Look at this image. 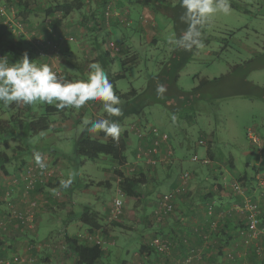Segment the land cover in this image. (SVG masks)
I'll list each match as a JSON object with an SVG mask.
<instances>
[{"label": "rangeland", "instance_id": "obj_1", "mask_svg": "<svg viewBox=\"0 0 264 264\" xmlns=\"http://www.w3.org/2000/svg\"><path fill=\"white\" fill-rule=\"evenodd\" d=\"M0 1V4L4 6L6 16L14 23L13 28H11V33H13L11 37L15 34L23 33L25 40H22L20 48L24 50V53H27L30 61L37 64L46 63L51 67L55 66L70 81L86 79L91 70V64L98 63L109 76L117 74L125 76L115 81L116 88L122 92L135 88L138 93H141L143 89L150 86L149 83H163L161 81L163 77L161 75L160 78V73L171 50L169 49L168 41L161 39L165 38L167 40L170 37H176V35L172 22L168 17L155 12L157 7L154 5H147V10H137V12L131 13L128 17V14H126L127 7L120 6L117 2L111 0L107 7L110 17L117 16L116 18L122 21H120L119 26H111L109 28V25L105 24L104 28L101 29V34L109 32L105 38L106 42L102 46L103 49L109 50V53L105 54L106 58L104 61L106 66H104L100 58V53L103 51L94 49L92 43L94 34H96V32H92L94 29L75 28L78 31L74 35L71 32L76 30L57 33L49 32L50 37L44 36L46 32L44 29L42 31L38 29L28 30L27 32V23L23 24V19L16 13H10L4 0ZM130 1L129 3L126 0L125 3L131 4L133 2V0ZM177 1L162 0V3H175ZM251 1H254V8L260 3V0ZM249 2L250 0H229L230 13L227 15L223 13L214 14L208 19L210 22L207 21V25L204 27L202 34L211 38V47L216 48L215 39L222 36L223 43L221 46L228 42V46H231L232 50L228 47V50L220 52V58L204 55L203 53L193 56L184 65L185 67L182 70L180 69L175 88L171 87L174 86V84H171L170 87L165 88L162 92V102L147 104L144 108L132 109L131 112L119 117L122 128L128 131L129 152L125 164L119 165L110 160L109 157L104 156L94 160H84L75 153V140L81 133L82 121L84 119L107 118L103 105L96 102H88L79 111L70 109L73 116L66 119L63 118L60 112H55L52 116L51 128L30 136L29 139L31 141L27 140V147L19 137L13 138L9 136L6 139V144H4L3 139H0V151L6 152L11 157L8 166H12L14 162H17L19 160L18 157L26 161L35 160L34 154L38 153L41 158H44L55 168V184L58 182L57 176L60 181L69 177L72 179V184L69 188L64 189L61 186L51 187L49 191L52 192L53 198L40 197L39 200V208H45L44 220L50 224L52 221L58 220V222L56 221L58 225L54 226L59 229H55L57 235L49 237L42 242L46 247L39 248V244H37L36 251H33L40 252V255L35 254L33 251L31 254L19 252L21 255L31 256L39 264H48L42 258L45 254L54 255V264H75V257L73 252L68 249L65 238L67 235H77L80 240H88L86 236L89 231L85 226H82L78 216L79 211L87 208L97 214L99 224L107 230L106 235H101L100 229L91 233L93 236L92 240H88L90 242L98 241L105 249V254L98 261V264H151L150 261L153 260L154 256L147 254L145 251L140 252V247L142 244L147 243L144 237L145 230L160 229L164 225L167 216L170 215L166 214L163 216L162 214L157 218L154 213V210H157L158 207L159 197L170 189L166 184L163 186L158 183L166 170L162 164L166 161H161L163 157L154 166L147 164L144 158L138 157L140 151H144L149 147H145L143 144L141 146L140 140L146 139L150 128L155 127L165 132H177L176 140L172 142L174 154L169 158V164L173 162L174 174L178 169H186L192 166L194 161H200V157L203 156L204 148L202 145L204 144L197 145L199 137L215 135L220 148L223 151H229L238 147L239 144L247 143L245 129L255 126L252 124H257V131L261 135L259 142H262V137L264 136V101L257 97L250 98L258 94L259 90L252 89L254 86L257 85L264 88V68L253 69L246 73L243 78L241 77L242 73L231 72L228 75L224 74V77L217 82H211L205 87L207 91L204 93L205 101L203 105H201L202 103L200 104L201 107L196 106V100H194L196 98H191L195 95L194 92L191 97L186 93H182V90L189 91L190 88H193V74L198 73L200 77L207 76L209 79H213L214 76L221 77L219 76L220 73L228 72L225 68L227 64L234 62L242 64L252 58L254 59L249 62L251 63L249 65L264 63V51L255 55L259 56L256 58L251 52L240 50L238 45V42L243 41L245 37L251 42L252 40L264 41V19H261L259 15H255L256 9L248 6ZM85 3L88 5V8L87 6L84 7L85 16L82 18V13L73 12L70 18H75V21L79 20L80 22L85 20V23L89 24L91 28L95 20H93L90 13L96 10L97 14L101 8L98 6L99 0H85ZM245 10L246 12H244ZM97 21L100 26V17L97 18ZM17 23L20 24L19 27H17ZM143 24L145 27H141ZM229 30H234L235 32L232 34L229 33ZM256 30L258 31L256 32ZM69 35L73 36V40ZM11 39L15 41V39ZM98 40H100V34L98 35ZM109 40L119 44L118 51H115L118 49L116 45H114V50L108 48ZM48 42H50V45L45 46ZM200 48L203 49V46H200ZM3 57H6V53H4ZM20 58L21 56L16 57L14 59L15 62ZM121 60H126L124 67L120 63ZM250 84H252V87H250ZM249 88H251V92H255V95L234 94L237 89L248 90ZM144 95L146 101L155 97L151 92L150 94L144 93ZM185 95L188 97L184 99ZM122 103L124 102L120 104ZM40 104H34L37 108L35 110L36 113H40ZM25 107L26 105L24 104L13 103L10 107L11 109L7 111L6 106H0V122L8 120L11 115L15 116L18 114L20 117L23 116ZM204 114L207 116H204ZM78 117L80 122L76 124L75 118ZM186 135L191 144L189 149L182 148L179 144V142H185L184 138ZM93 136L97 137V135ZM195 141L196 145H194ZM20 148L22 149L20 150ZM136 150L137 152L134 153ZM193 151H195V154H193ZM192 155H197L198 159L192 162ZM181 156H184L183 161L174 159V157ZM223 159L226 161V156ZM237 160L240 162L238 158ZM178 163L182 164L178 165ZM241 167L242 164L238 163V168ZM119 172L128 176H138L140 172H143L146 173L147 178L145 183L137 187L141 197L128 196L124 193L121 213L117 217L110 218L108 212L109 204L119 186ZM184 172L190 174L187 170ZM184 172L182 171L181 174ZM189 180L184 184V188L188 185ZM235 181V178L229 179L230 184L224 186L229 185L231 188V184ZM55 192H59V196H56ZM183 192L181 191L180 194L182 195ZM63 197L64 200H62ZM222 215L219 213V218L210 223V229L213 230L215 228L214 233L220 230V226L217 227V221ZM62 222L66 223L65 228H63ZM35 223L39 230L38 222L36 221ZM68 225L69 227H67ZM46 227H48L47 223H45L44 227H40L41 231L46 232ZM204 235H208V233H204ZM241 237L244 238L245 244L254 239L250 236ZM214 240L215 237L208 238L207 236L201 241L202 245L196 247V249H202L204 254L208 256V259H206L207 264L209 262L213 263L211 257L214 255V251H217V247L214 244L212 245ZM175 241H171L172 246L169 249V253L164 252L159 257L169 256ZM255 248L258 250H254V255L248 257V253H252L249 249V252L244 255L242 260H240L242 255L239 256L238 253L232 251L226 252L225 255L222 254L221 258L217 260L221 264H230V262H232L231 264H264V248L260 244L257 247L255 245ZM181 258L182 253H177L174 256V260H172L174 264H181ZM193 264H196V262ZM202 264H206V261Z\"/></svg>", "mask_w": 264, "mask_h": 264}, {"label": "crops", "instance_id": "obj_2", "mask_svg": "<svg viewBox=\"0 0 264 264\" xmlns=\"http://www.w3.org/2000/svg\"><path fill=\"white\" fill-rule=\"evenodd\" d=\"M54 1L55 0H4L10 13L12 12L16 13V15H19L23 19V24L27 23V28H26L27 32L28 30L31 31V30L38 29L39 31H42V29H44L46 30L44 36L50 37L49 32H52V33L63 32V31L68 32V31L76 30L75 28L84 29L83 25H80L79 20L75 21L76 20L75 18H70L73 12H78V11H72L69 15L64 16V17L60 15V13H54L51 16H46L43 12L44 9L47 6H49L50 3ZM253 3L254 1L252 2L250 0V2L248 3V6H251L253 7V9H256L255 15H259L261 19H264V0H260V3H258L257 6H255L256 8H254ZM131 5L132 6L130 10H131V13L133 14L137 12V10L138 11L141 9L147 10V5H150V4L145 0H133ZM85 6H87L88 8V5H86L85 0H84L83 8L79 12V13H82V16H81L82 18L86 14L84 10ZM244 12H246V10ZM58 20L60 21L59 23L57 22ZM138 25H139V22H138ZM141 27H145L144 24ZM252 30L255 31L254 29ZM77 31L78 30L73 31L71 32V34L74 35L77 33ZM257 31L258 30H256V32ZM234 32H235L234 30H229V33L233 34ZM11 34L13 35V33H6L5 37L7 39H11V38L15 39V42L17 45H21L22 40H25L24 35H22L23 33L15 34L13 37H11ZM69 37H71V35H69ZM161 40L169 41V39L166 40L165 38ZM215 41H216L217 47L213 48L211 47L212 45L211 38H208L207 36L202 34V38L200 39V45L194 47L191 55L188 57V62L192 59L193 56L200 55L199 53H203L204 55L215 56L216 58H220V52H223L224 50L225 51L228 50V47L231 48L232 50V47L228 46V42H226L225 44H223V46H221V44L223 43L222 36L221 38L215 39ZM243 41L238 42V45L240 46L239 47L240 50H243L245 52H251L254 56L264 51V41L252 40L251 42L248 40L247 37H245ZM168 46H170L169 49L171 50L174 45L168 42ZM200 46H203V49H201ZM21 51H22V54H24V50L21 49ZM18 56L20 57V55ZM198 61H201V60H198ZM236 64H239V63L234 62L231 64H227L225 67L226 71H229ZM224 74L226 73L225 72L220 73L219 76L224 75ZM215 77L217 76H214V78ZM203 78L209 79V77L207 76L200 77L198 73L193 74V80H194L193 87H195L199 83V81ZM258 93H260L261 95L257 98L264 101V91L263 92L258 91ZM253 98H256V96L250 99H253ZM194 100H196L195 102L196 106L201 107L200 104L201 103H202L201 105L204 104L203 102L205 101V96L198 97V99H194ZM204 116H207V115L204 114ZM252 125H255L253 128H256V130L258 129L257 124H252ZM166 132L169 135L167 143L172 149V154H174L172 142H175L176 137H177L176 136L177 132L175 131L174 132L166 131ZM246 138H247V143L239 144V146L236 147L235 149H232L229 151H223L218 145L216 141L217 138L215 137V135L214 136L211 135L210 137L205 136L203 138L199 137V139H203L206 141V144L204 146L202 145L204 148L202 152L203 154L202 157L207 156V158H209L210 161L208 163H202L201 161L193 162V160L191 159L192 162L194 163L192 166L187 167L186 169L185 168L178 169L175 174H174V170L172 166L173 162L169 164L170 156L165 157L167 144L162 146V150L160 152H163V155L159 154L158 156H162L163 158L165 157L166 162H163L162 164H163V167L166 168V170L164 171V175L158 181V183H161L163 186H165L166 184L168 188L171 189L175 186L176 183L177 185L180 183L181 172L182 171L184 172L185 170L190 172V180L188 182V185L185 186V188H184V185L181 187V191L182 192L184 191L182 195L179 194L174 199L173 201L174 210L169 216H167V218L165 219L164 225L160 229H155L151 231L145 230L144 237L147 241L155 237L154 234H158L156 236H159L160 234L161 236H165V235H168L173 230H175L176 233H178L177 238L180 235V237L183 238V241L185 243L180 242L182 238L179 241L176 238L175 245L173 246V250L171 254L169 256L167 255L164 257H159V256H156L155 254H152V256H154L153 258L154 261L149 260L151 264H173L174 256L177 253H182L183 255L185 251V247L187 246L198 247L202 245L201 237L199 234L203 232L200 230L207 229L206 225L208 224V221L210 220V217L208 216L210 214H208V211L206 210V205L210 203L213 205V211L216 213L214 217L215 220L219 218V213H221L223 214L222 216L228 215L230 221L226 224H225V221L218 222L217 224L218 225L217 227L220 226L219 227L220 230L214 233V236H215L214 245L215 247L220 246L221 248L220 249L217 248L216 252L214 251V255L211 257L213 260V263L209 262V264L210 263L211 264H221L220 262H218L217 259H220L222 254L225 255V253L228 251L236 252L239 254V256L242 255V257L240 258V260H242L244 259V255L247 252H249V249L252 251V253H248V257H251V255H254L253 248L255 247V245L257 246L258 244H260L264 248V239L262 237L261 238L256 237L252 239L249 243L245 244L244 238L239 236L237 233V229L245 223V218H246L245 212H240V210L238 209L242 201V197L236 194H233L231 197L221 196V194L217 192L218 187H221L224 191L225 190L230 191L229 185L224 186V185L230 184L229 179L238 178L242 174H245L244 187L242 188L243 190L241 192V195L243 196L244 199L249 198L250 200L257 203L258 216L260 217L261 222H264V136L262 137V142L261 143L259 142L257 144L252 143L248 137ZM184 139H185V142L184 143L179 142V144L182 146V148L189 149L191 147V144H190V141L187 135L185 136ZM152 140H153L152 134L148 133L145 140L143 139L140 140L141 146L143 144V146L145 147L147 146L150 147L152 144ZM198 140H197V145H199ZM194 145H196V141L194 142ZM193 152H194L193 154H195V151ZM224 156H226V161H224L223 159ZM183 157L184 156L177 157V158L174 157V159H177V161H183ZM237 158L240 160V162H238ZM238 163L242 164L241 168H238ZM181 164L182 163H178V165H181ZM7 169L8 171H12V172L15 171L14 166H9L7 167ZM3 176H4V172L0 171V182H2ZM57 181L58 182H56L57 183L56 186L60 187L61 181L58 176H57ZM44 193H49V190ZM62 200H64V197L62 198ZM44 209H45L44 207H40L38 210V215L36 217L37 218L36 221L38 222V225H39V230L25 231V233H21V235L18 234L17 237L11 240H9L5 236L3 237L0 236V256H8L16 252L18 253L20 252L23 254H31L32 250L28 248L29 241H32V240H34L35 242L42 241V240L45 241L47 238L57 235V233L55 232V229H57V227H54V226L58 225L57 223L58 220L52 221L51 224L47 222L46 220H44L45 218ZM4 211H5V204L0 202V216ZM241 222H243V224H241ZM45 223L48 224V227H46V230H45L46 232H42L40 227L41 226L44 227ZM62 223H63V228H65L66 223L65 222H62ZM11 227L14 230L16 226H11ZM67 227H69V225ZM38 244H39V247H41V244L40 243ZM34 253L36 254L37 252H34ZM37 254L40 255V252H38ZM42 258L43 260L48 262V264H54V260H55L53 259L54 255L45 254ZM253 258L255 257L253 256ZM231 263L232 262H230V264ZM206 264H207V261H206ZM234 264H237V263H234Z\"/></svg>", "mask_w": 264, "mask_h": 264}, {"label": "trees", "instance_id": "obj_3", "mask_svg": "<svg viewBox=\"0 0 264 264\" xmlns=\"http://www.w3.org/2000/svg\"><path fill=\"white\" fill-rule=\"evenodd\" d=\"M114 1L117 2V4H119L120 6H126L127 7L126 14H128V17H129V15H131V10H130V8L132 6L131 4L125 3L126 0H114ZM128 1H129V3L131 2L130 0H128ZM145 1H147L149 4L157 7V10H155V12L160 13L162 16L168 17L171 20L172 26L174 27L175 35L177 38L183 35L184 31L187 29V24L182 22L180 19V17L183 15L184 9L180 6L179 0L175 3H170V2L162 3V0H145ZM110 2H111V0H99L98 6L101 8L99 13L96 14V10L92 11L90 13L93 20H95V22L91 28H90L89 24L85 23V20H82V22H80V24L83 25V28H87L88 30L94 29V31H92V32H96V34H94V38H93L92 43H93L94 49H97V50L101 49V51H103L102 53H100V58L102 59L101 63L104 66H106V64H105L106 62L104 61V59L106 58L105 54L107 55L109 53L108 52L109 50L106 48L103 49L102 46L106 42L105 38L108 36L109 32L107 34H101L100 33L101 29L104 28L105 24H108L109 28L111 26H119V23H121L120 21H122L121 19L119 21L116 18L117 16L110 17V14L106 15V11H108L107 7L109 6ZM83 4H84V0H55L54 2L50 3L49 6H47L44 9L43 12L46 16H51L54 13H60V15H62L64 17V16L69 15L72 11L80 12L83 8ZM98 17H100V24H101L100 26H99V22L97 21ZM57 22L59 23L60 21L58 20ZM206 25H207V23H205L201 27V34L203 33L204 27ZM106 28H108V27L106 26ZM6 33H11V27H9L7 23H4L3 19L0 17V57H3L4 53H6V57L8 58L9 62L14 63L15 62L14 59H16V57H18V55L22 56V51L19 47L20 45H17L14 40H12V39L10 40V39H7L5 37ZM99 34H100V40H98ZM72 37L73 36H71V38ZM201 38H202V35L200 36V39ZM72 40H73V38H72ZM111 43H112V45H111ZM107 45H108V48L112 49V50L115 49L114 45H116L118 47V49H116L115 51H118L119 47H120L118 43H115L112 40H109ZM194 47L190 51H185L181 48H177L174 45L170 51L169 56L167 57V60L164 63L163 70L160 73V78H161V75L163 77V78H161V81H163V83L162 82H160V84L149 83L150 86L143 89L141 91V93L140 92L138 93V91L135 88H131L127 92H122V91L118 90L115 86V81L117 79L123 78L125 76L123 74H121V75L117 74L114 76L108 75L110 82L113 84V90H114L115 94L117 96H119L120 102H124V103L119 105L122 108L123 115L131 112L132 109L144 108V106L147 104L151 105L153 103L160 102L163 99L162 98L163 97L162 92L165 90V88L170 87L171 84L172 85L174 84V86H171V87L175 88V83L179 77V71L188 62V57L191 55ZM39 57H42V56H39ZM255 57L257 58L259 56H255ZM129 59H132V58H129ZM252 59H254V58H252ZM252 59H250V61ZM250 61L243 62L242 64L234 65L228 71V73H226V75H228L231 72L232 73L237 72L236 74L242 73L241 77L243 78L246 76L245 75L246 73H248L249 71H251L253 69H256L259 67L264 68V63H260L258 65L257 64L249 65V64H251V63H249ZM120 63L124 67L126 60H121ZM62 76H64L63 72H62ZM222 77H224V75H221V77H215L213 79L203 78L199 81V83L195 87L191 88L189 91H183L182 90V93H186V94H188V96L191 97L192 93L194 92L195 95L191 98H196V99H198V97H204V93H205V91H207L205 87L208 84H210L211 82H217ZM250 87H252V84H250ZM252 89L253 90L257 89V90H259V92L264 91V88H261L257 85L254 86ZM250 90H251V88H249L248 90L237 89V90H235L234 94L235 95H245V96L255 95V92H251ZM150 92L155 97L154 98L152 97L151 99H147V101H146L144 93L150 94ZM260 95L261 94L258 93L256 95V97H259ZM188 96L185 95L183 98L185 99ZM96 103H100V102L96 101ZM11 105L6 106L7 111L11 109L10 108ZM0 106H5V105L0 103ZM40 106H41L40 113L35 112V110L37 109L36 106L26 105L23 116L20 117L18 114L15 116L11 115L8 120L0 122V139H3L4 144H6V139L9 136H11L13 138L19 137L20 140L27 147V145H26L27 140L31 141L29 139L30 136H33L34 134L40 133L43 130L51 128V126H52L51 123H52V119H53L52 116L55 112H60L64 119H66L70 116H73L70 109L57 110L54 106H50V105H46V104H42V103L40 104ZM79 119H80L79 117L75 118L76 124H78L80 122ZM112 119L121 125L119 117H113ZM92 120H97V118H93ZM122 129H123V131L121 132V136L119 138L118 143L114 142L111 138L106 137L103 132L96 133V134L88 133V132H83V133L81 132L80 135L78 136V138L75 140V153H76V155L79 158H82L84 160H94L98 157L104 156V157H109L110 160L116 162L119 165L125 164L127 159H128V152H129V144L127 142L128 131L124 128H122ZM93 135H97V137H94ZM21 149L22 148H20V150ZM136 152L137 151H134V153H136ZM29 153H31V152H29ZM18 159L19 160L17 162H14L12 164V166L15 167V171L20 170L23 166H25L26 163H28V161H26L23 158L20 159L18 157ZM208 160H209V158H208ZM10 161H11V157L8 156V154L6 152L0 151V171H3L4 175H6V176L13 173L12 171H8V169H7V167L10 166V165L7 166L10 163ZM151 166H154V164ZM244 177H245V174H242L237 179L235 178V180H236L235 182H237L240 185L241 190H243L242 188L244 187ZM146 178H147V175H146V173H143V172H140L138 176L137 175L136 176L135 175L128 176L122 172H119V179L120 180H119V186L118 187L121 189L123 195L125 193L128 196L140 198L141 196L139 195V191H138L137 187H138V185L145 183ZM54 184L55 183L50 184L49 188L57 185V184H55V185ZM176 186H177V183L169 191L173 190ZM225 191L221 187H218V189H217V192L220 193L221 196L231 197L233 194L241 196L242 201L240 203V206H243L245 199L243 198L241 193L234 191L232 188H230V191H226V192ZM5 192H6V186H5L4 180H2V182H0V202L5 204V211L1 214L0 219H2L10 211L8 205L16 202V199L13 196L10 198V200H6L5 199ZM115 195H116V193H115ZM123 195H122V197H123ZM49 197L53 198L52 192H50V191L48 193V197L45 196V198L47 199ZM159 199H160V197H159ZM250 201L254 202L252 200H250ZM172 205H173L172 206V210H173L174 209V202ZM210 205H212V204L210 203V204L206 205V210L208 209V206H210ZM22 206L19 205L16 207L18 209H21ZM38 210H39V208H38ZM172 210L167 212L166 214H171L173 212ZM212 211H213V205H212ZM240 212H245L246 218H245V223L243 224V222H241V224H243V225L237 229L238 235H239L240 229H246L247 230V228H248V221H247L248 212L245 210H240ZM37 214H38V211L36 212L35 217H34L35 222H36ZM166 214H163V216ZM215 215H216V213L214 211L211 212V214L208 215L210 217V220L208 221V224L206 225L207 229L200 230V231H203L204 233H208V235H207L208 238L215 237L214 236L215 229H213V230L210 229V223L213 220H215V218H214ZM78 216L80 218V222H81L82 226H85L87 228V230L89 231V233H94L95 231L100 229V234L106 235L107 230L104 229L101 226V224H99V221L97 218L98 216L95 212L89 211L86 208V209L79 211ZM257 217L259 218V216H257ZM221 220H222V222L225 221V224L230 221L228 215L222 216L217 222H220ZM19 222L20 221L18 219L17 220L16 219H10L9 223L7 224V230H5L4 232L0 231L1 232L0 236L1 237L5 236L9 240H11V239L17 237L18 234L21 235V233H25V231H36V230H38L37 224H36L35 228H33V229L27 228V227L22 228L21 225L18 226ZM263 224H264V222H261V220L259 218V225L261 226ZM11 226H16V227L13 230ZM7 232H11V234H7ZM204 233L201 232V234H199L200 237H202L201 241L204 240V238H203ZM177 234L178 233H176L175 230H173L172 232H170L168 235H165V236H161V234L159 236H156L158 234H154L155 237L151 238L150 240H147V243H144L141 245L140 252L145 251L149 255L155 254L156 256H160L161 254H163V252H161L158 249V247L154 244L153 241L156 238H159V239H168L171 242L172 240L173 241L176 240ZM258 237H260V238L262 237L264 239V236H258ZM181 238L182 237H180V235H179V237L177 238L178 241ZM65 239H66L65 243H66L68 249L73 252V255L75 257V264H98V261L101 260L105 254V249L99 243L90 242L86 239L80 240L77 235L76 236H74V235L68 236L67 235ZM43 241L44 240L38 241V242H35L34 240L29 241L28 247L32 251L37 249L38 243L41 244V247H39V248L46 247V245L44 243H42ZM180 242L181 243L184 242L183 238ZM214 243H215V240L212 243V245ZM171 246H172V242L170 244V247ZM217 248L220 249L221 247L218 246ZM253 249L256 251L258 250L255 247ZM190 250L195 251L196 247H193V246L185 247V251H184L182 258H181L182 259L181 264L183 262H185L186 258L190 254H192V253H190ZM254 250H253V252H254ZM167 253H169V250L167 251ZM10 255H12V254H10ZM10 255L0 256V258L9 257ZM206 259H208V256L205 254L201 257V259H196L195 257H193L190 261V264H193L194 262H196L197 264H202L204 261H207ZM33 260H34V258H33ZM173 264H174V262H173Z\"/></svg>", "mask_w": 264, "mask_h": 264}, {"label": "clouds", "instance_id": "obj_4", "mask_svg": "<svg viewBox=\"0 0 264 264\" xmlns=\"http://www.w3.org/2000/svg\"><path fill=\"white\" fill-rule=\"evenodd\" d=\"M184 9L181 21L187 29L180 37H170L169 43L190 51L200 45L201 27L216 13H230L229 0H179ZM86 79L70 81L59 75L49 64L30 61L27 53L10 63L7 57H0V103L5 106L15 104L34 105L38 103L54 106L57 110L74 109L79 111L88 102H100L107 118L84 119L80 131L88 133L103 132L114 142H119L121 125L113 117L123 115L120 98L113 90V84L104 68L93 63ZM35 163L41 169L46 167L41 156L34 154ZM69 177L60 185L71 186Z\"/></svg>", "mask_w": 264, "mask_h": 264}, {"label": "built area", "instance_id": "obj_5", "mask_svg": "<svg viewBox=\"0 0 264 264\" xmlns=\"http://www.w3.org/2000/svg\"><path fill=\"white\" fill-rule=\"evenodd\" d=\"M106 15H109V9H107ZM4 6L0 4V17L3 19L4 23H7L9 27L13 28V21L10 20L5 14ZM20 24L17 23V27ZM46 43V42H45ZM50 45V42L45 44V46ZM112 45V43H111ZM42 54L41 52H39ZM43 55V54H42ZM54 71H56L59 75H62V72L57 67H52ZM149 133L152 134L153 140L150 147H148L144 151H140L138 154L139 158H144L147 164L155 165L162 156L163 152L162 146L167 144L166 156L169 157L172 155V149L168 145V134L166 132L161 131L158 128L152 127L149 130ZM247 137L252 143H259L260 135L257 132L256 128H247L246 130ZM198 144H206V141L203 139L198 140ZM203 145V146H204ZM165 157L162 160H165ZM197 155L192 156V160H197ZM46 167L41 169L35 163V160L28 161L20 170L14 171L10 175H4L3 180L6 186L5 199L10 200L13 196L16 199L15 203L9 204V212L2 219H0V231L4 232L7 230V224L10 219H18L20 222L18 226L25 228H35L36 223L34 221V217L39 208V200L41 198L48 197L47 192L49 190V186L52 183H55V168L49 164L44 158H42ZM161 160V161H162ZM202 163H208L209 160L205 156L204 158L199 159ZM190 174L188 172H184L180 176V183L171 191L164 193L160 196L158 200L157 210L154 211L157 218H159L162 214H166L167 212L172 210V204L176 196H178L181 192V187L189 180ZM231 188L241 193V187L237 182H233L231 184ZM59 192H55L56 196H59ZM122 191L119 187H117L116 195L112 198L111 203L109 204V216L110 218L117 217L121 213V209L123 207V199H122ZM22 206L21 209H18L16 206ZM240 210H245L248 212L247 221L248 228L240 229L239 235L241 236H250L256 238L258 236H264V224L259 225L258 216V205L255 202H251L248 198H245L243 206H239ZM208 214L212 212V205L208 206ZM17 226V225H16ZM0 232V234H1ZM7 234H11V232H7ZM88 240H92V235L89 233L87 236ZM204 238L207 235H203ZM154 244L158 247L161 252H167L170 248L171 242L168 239H155ZM94 243H98V241H94ZM29 248V247H28ZM190 254L185 262L182 264H190V261L193 257L196 259H201L204 255V251L202 249H196L195 251L190 250ZM0 264H39L30 256H23L20 253H13L9 257L0 258Z\"/></svg>", "mask_w": 264, "mask_h": 264}]
</instances>
